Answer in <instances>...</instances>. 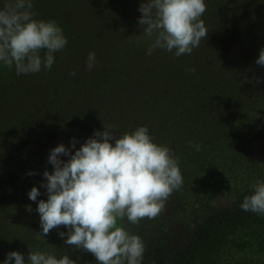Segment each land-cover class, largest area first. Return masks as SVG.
Masks as SVG:
<instances>
[{
  "label": "rangeland",
  "instance_id": "obj_1",
  "mask_svg": "<svg viewBox=\"0 0 264 264\" xmlns=\"http://www.w3.org/2000/svg\"><path fill=\"white\" fill-rule=\"evenodd\" d=\"M7 2L0 0V8ZM144 2L32 0L34 19L55 22L67 44L53 54L50 70L17 75L14 65L0 62V264L10 252L28 264L29 251L98 264L65 244L67 236L58 235L67 233L63 226L39 236L36 209L47 201L40 185L47 183L43 173L53 171L50 151L70 148L75 138L74 154L104 127L117 137L147 127L182 175L156 218L118 220L144 243L141 264H171L206 217L224 212L231 191L264 181V67L256 64L264 48V0H205L208 36L179 57L160 48L148 54L155 36H145L138 23ZM33 187L41 193L35 202L28 197ZM259 234L255 226L235 231L218 261L264 259L254 249Z\"/></svg>",
  "mask_w": 264,
  "mask_h": 264
},
{
  "label": "clouds",
  "instance_id": "obj_2",
  "mask_svg": "<svg viewBox=\"0 0 264 264\" xmlns=\"http://www.w3.org/2000/svg\"><path fill=\"white\" fill-rule=\"evenodd\" d=\"M32 8V0H8L0 8V62L9 68L14 65L17 75L37 73L42 66L50 70L53 54L67 44L61 28L53 21L35 20ZM139 11L143 34L155 36L149 55L155 48L175 50L177 57L191 54L208 36L201 19L206 11L205 0H146ZM42 50H46L43 58ZM95 60V53L90 52L89 70ZM256 64L264 67V48ZM70 143V148L60 144L50 151L48 163L53 171L43 173L47 183L40 187L46 189L47 201L38 202L42 232L37 234L45 237L50 230L63 226L67 233L58 235L67 236L65 244L91 253L98 264H141L144 243L119 226L118 220L126 217L138 224L144 218H156L172 192L182 186L178 161L168 147L152 141L144 126L119 137L104 127L74 154L78 141L73 138ZM251 187L254 194L244 198L241 208L264 215V181L258 180ZM40 195L37 187L28 193L34 202ZM13 260L25 264L19 252L8 253L4 264ZM27 262L75 264L67 255L57 259L40 251H29Z\"/></svg>",
  "mask_w": 264,
  "mask_h": 264
},
{
  "label": "trees",
  "instance_id": "obj_3",
  "mask_svg": "<svg viewBox=\"0 0 264 264\" xmlns=\"http://www.w3.org/2000/svg\"><path fill=\"white\" fill-rule=\"evenodd\" d=\"M251 186L247 184L231 191L230 203L224 212L206 217L196 228L187 248L178 251L171 264H264V259L255 258L249 262L218 261L219 253L227 247L230 236L248 226L259 229L254 249L264 253V215L241 208L244 198L254 194Z\"/></svg>",
  "mask_w": 264,
  "mask_h": 264
}]
</instances>
